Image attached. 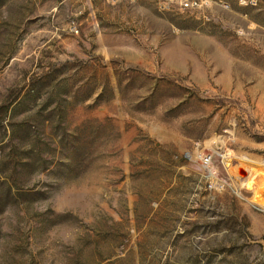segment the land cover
<instances>
[{
    "label": "rangeland",
    "instance_id": "374dc122",
    "mask_svg": "<svg viewBox=\"0 0 264 264\" xmlns=\"http://www.w3.org/2000/svg\"><path fill=\"white\" fill-rule=\"evenodd\" d=\"M210 1L0 0V264H264V9Z\"/></svg>",
    "mask_w": 264,
    "mask_h": 264
},
{
    "label": "built area",
    "instance_id": "2783aa9c",
    "mask_svg": "<svg viewBox=\"0 0 264 264\" xmlns=\"http://www.w3.org/2000/svg\"><path fill=\"white\" fill-rule=\"evenodd\" d=\"M237 4L242 8H254V9H264V0H236ZM222 6L226 9H231L232 5L231 3L227 1H220ZM157 4L160 10L162 11H170L173 9H180V10H190V11H196L200 12L202 14V17L205 19H209V15L206 14V9L210 7L211 1L210 0H157ZM222 157V164L226 171L229 173L230 177L232 179H236L234 175H232L228 169V166L226 165L227 160H232L235 162V158L224 152L220 153ZM203 159V166L206 170H208L210 173H213L212 169V155H207L202 157ZM243 184L245 186L244 191L239 190L238 188L234 187L232 188L233 192L236 194V196L244 199L248 202V204L255 210L259 212H264V205L256 202L253 200V192L252 189L248 187V185L243 181ZM223 187V185H222Z\"/></svg>",
    "mask_w": 264,
    "mask_h": 264
},
{
    "label": "bare ground",
    "instance_id": "6f19581e",
    "mask_svg": "<svg viewBox=\"0 0 264 264\" xmlns=\"http://www.w3.org/2000/svg\"><path fill=\"white\" fill-rule=\"evenodd\" d=\"M226 165L238 181H244L253 192V200L264 205V163L249 158H237L236 162L227 160ZM240 173H244L242 177ZM246 179V181H245Z\"/></svg>",
    "mask_w": 264,
    "mask_h": 264
}]
</instances>
